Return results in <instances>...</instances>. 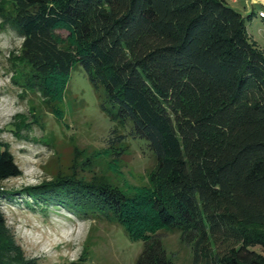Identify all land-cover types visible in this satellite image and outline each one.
<instances>
[{"label": "trees", "instance_id": "obj_1", "mask_svg": "<svg viewBox=\"0 0 264 264\" xmlns=\"http://www.w3.org/2000/svg\"><path fill=\"white\" fill-rule=\"evenodd\" d=\"M254 15L226 0H0L1 27L22 38L14 64L24 81H13L62 121L81 65L110 120L145 139L155 161L150 185L72 173L20 193L115 220L143 242L135 264H172L162 229L180 231L194 264H264V54L246 31ZM115 160L108 168L123 175ZM21 173L0 141V183ZM13 195L0 184V264H36L1 210Z\"/></svg>", "mask_w": 264, "mask_h": 264}, {"label": "rangeland", "instance_id": "obj_2", "mask_svg": "<svg viewBox=\"0 0 264 264\" xmlns=\"http://www.w3.org/2000/svg\"><path fill=\"white\" fill-rule=\"evenodd\" d=\"M226 1L243 14L254 11L246 31L264 54V18L258 15L264 12V3ZM21 42L13 29L0 23V141L8 144L22 171L0 183L14 192L12 199L1 201L7 224L25 257L36 264H135L143 242L130 240L115 220L78 217L64 207H42L20 193L25 187L72 173L87 180L103 178L122 189L123 178L132 185H150L149 173L155 165L145 139L129 135L128 128L111 121L101 108V91L94 89L81 65L72 67L61 104L62 121L46 110L36 89L15 83L13 77L24 81L14 64ZM112 129L114 135L109 134ZM118 135L126 136L109 142V137ZM104 149L110 157L96 155ZM112 158L123 175L108 168ZM158 238L172 264H194L191 244L181 239L179 230L162 229Z\"/></svg>", "mask_w": 264, "mask_h": 264}, {"label": "built area", "instance_id": "obj_3", "mask_svg": "<svg viewBox=\"0 0 264 264\" xmlns=\"http://www.w3.org/2000/svg\"><path fill=\"white\" fill-rule=\"evenodd\" d=\"M229 1H231V2H237L238 0H229ZM258 15H259L260 17H263V16H264V12H263V11H259V12H258Z\"/></svg>", "mask_w": 264, "mask_h": 264}, {"label": "water", "instance_id": "obj_4", "mask_svg": "<svg viewBox=\"0 0 264 264\" xmlns=\"http://www.w3.org/2000/svg\"><path fill=\"white\" fill-rule=\"evenodd\" d=\"M249 1V0H248ZM255 1H259V2H262V3H264V0H255Z\"/></svg>", "mask_w": 264, "mask_h": 264}]
</instances>
